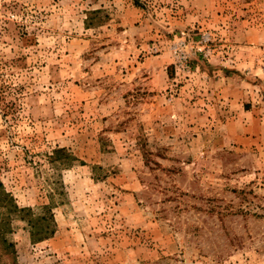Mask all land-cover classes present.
I'll return each instance as SVG.
<instances>
[{
	"label": "rangeland",
	"instance_id": "374dc122",
	"mask_svg": "<svg viewBox=\"0 0 264 264\" xmlns=\"http://www.w3.org/2000/svg\"><path fill=\"white\" fill-rule=\"evenodd\" d=\"M0 264H264V0H0Z\"/></svg>",
	"mask_w": 264,
	"mask_h": 264
}]
</instances>
